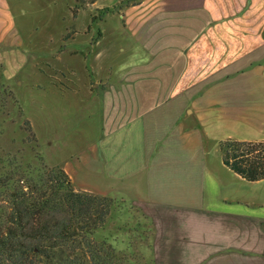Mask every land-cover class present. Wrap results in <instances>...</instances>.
<instances>
[{
  "label": "crops",
  "instance_id": "crops-1",
  "mask_svg": "<svg viewBox=\"0 0 264 264\" xmlns=\"http://www.w3.org/2000/svg\"><path fill=\"white\" fill-rule=\"evenodd\" d=\"M157 2L108 23L123 44L59 59L82 83L45 105L60 126L53 164L77 189L138 209L152 253L171 263L264 264V180L233 173L219 148L264 141V0ZM15 26L0 0V47L19 41Z\"/></svg>",
  "mask_w": 264,
  "mask_h": 264
},
{
  "label": "rangeland",
  "instance_id": "rangeland-1",
  "mask_svg": "<svg viewBox=\"0 0 264 264\" xmlns=\"http://www.w3.org/2000/svg\"><path fill=\"white\" fill-rule=\"evenodd\" d=\"M153 1L158 3L157 0H8L19 41L0 47V176L10 171L17 160L31 163V149L35 146L46 164L61 166L53 164L56 149L48 145L55 138L52 133L59 131L60 126L46 124L45 105H51L57 98L63 102L71 84L82 83V73L78 74L75 67L63 68L59 59L65 54L78 60L79 53L82 60L87 55L84 44L98 39H104L101 46L107 51L113 45L123 44L125 36L110 31L108 23L124 24L126 20L120 15L124 16L126 10ZM52 52H56L58 60L47 59ZM60 101L52 105L60 107L63 105ZM263 192L264 189L262 197ZM262 197L254 200L258 208L264 206ZM111 213L96 238L106 240L125 254L128 261L124 264H188L169 262L178 259L176 255L152 253V228L138 209L117 201Z\"/></svg>",
  "mask_w": 264,
  "mask_h": 264
},
{
  "label": "trees",
  "instance_id": "trees-1",
  "mask_svg": "<svg viewBox=\"0 0 264 264\" xmlns=\"http://www.w3.org/2000/svg\"><path fill=\"white\" fill-rule=\"evenodd\" d=\"M219 148L233 173L264 180V141L230 139ZM31 152V163L17 160L0 176V264L126 263L125 254L96 238L117 201L77 189L63 167L46 164L36 146Z\"/></svg>",
  "mask_w": 264,
  "mask_h": 264
}]
</instances>
